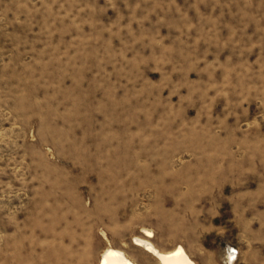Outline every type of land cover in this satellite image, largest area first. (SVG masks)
<instances>
[{
    "label": "rangeland",
    "instance_id": "obj_1",
    "mask_svg": "<svg viewBox=\"0 0 264 264\" xmlns=\"http://www.w3.org/2000/svg\"><path fill=\"white\" fill-rule=\"evenodd\" d=\"M144 230L264 264V0H0V264Z\"/></svg>",
    "mask_w": 264,
    "mask_h": 264
},
{
    "label": "bare ground",
    "instance_id": "obj_2",
    "mask_svg": "<svg viewBox=\"0 0 264 264\" xmlns=\"http://www.w3.org/2000/svg\"><path fill=\"white\" fill-rule=\"evenodd\" d=\"M142 233L144 237H134L133 244L149 256L154 257L159 264H198L182 245H178L170 251H162L151 241L154 237L152 231L144 230ZM233 259L231 256L230 261H234ZM98 264L138 263L124 250L109 245L102 253Z\"/></svg>",
    "mask_w": 264,
    "mask_h": 264
}]
</instances>
